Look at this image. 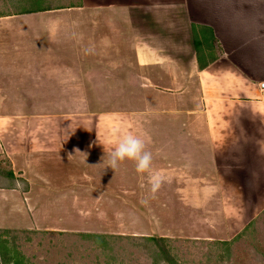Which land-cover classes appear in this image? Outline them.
Segmentation results:
<instances>
[{
  "label": "crops",
  "instance_id": "obj_1",
  "mask_svg": "<svg viewBox=\"0 0 264 264\" xmlns=\"http://www.w3.org/2000/svg\"><path fill=\"white\" fill-rule=\"evenodd\" d=\"M0 59V175L82 195L156 116L148 148L215 198L219 238L245 227L229 197L264 180V0H0Z\"/></svg>",
  "mask_w": 264,
  "mask_h": 264
},
{
  "label": "rangeland",
  "instance_id": "obj_2",
  "mask_svg": "<svg viewBox=\"0 0 264 264\" xmlns=\"http://www.w3.org/2000/svg\"><path fill=\"white\" fill-rule=\"evenodd\" d=\"M87 103L57 106L100 110V101ZM157 123L152 117L137 133L152 153L153 170L165 176L154 196L147 173H137L130 160L108 167V151L100 152V173L90 174L100 181H89L82 195L33 196L28 182L1 174L0 264H264V180L257 188L246 177L240 181L241 195L229 199L239 201L230 205L240 207L245 227L229 241L219 238L209 223L215 198L193 190L191 174L180 171L178 180L175 163L161 162V149L148 148L161 141L152 129Z\"/></svg>",
  "mask_w": 264,
  "mask_h": 264
},
{
  "label": "clouds",
  "instance_id": "obj_3",
  "mask_svg": "<svg viewBox=\"0 0 264 264\" xmlns=\"http://www.w3.org/2000/svg\"><path fill=\"white\" fill-rule=\"evenodd\" d=\"M125 160L134 162L137 173L148 174L150 192L154 196L165 182V176L162 172L153 170V156L146 150V140L143 137L129 133L121 135L116 141L108 153V167L115 169Z\"/></svg>",
  "mask_w": 264,
  "mask_h": 264
},
{
  "label": "built area",
  "instance_id": "obj_4",
  "mask_svg": "<svg viewBox=\"0 0 264 264\" xmlns=\"http://www.w3.org/2000/svg\"><path fill=\"white\" fill-rule=\"evenodd\" d=\"M262 89L264 90V83L262 84Z\"/></svg>",
  "mask_w": 264,
  "mask_h": 264
}]
</instances>
